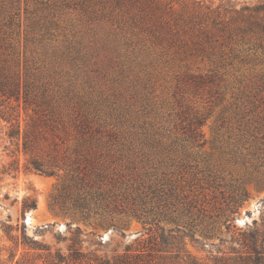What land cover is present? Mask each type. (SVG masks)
<instances>
[{"label": "rangeland", "instance_id": "rangeland-1", "mask_svg": "<svg viewBox=\"0 0 264 264\" xmlns=\"http://www.w3.org/2000/svg\"><path fill=\"white\" fill-rule=\"evenodd\" d=\"M206 1L239 8L264 0ZM143 29L112 0H0V72L9 65L20 69L23 84L38 94L35 101L49 89L53 101L87 108L113 138L117 159L109 161L125 174L119 187L128 196L120 211L90 221L73 217L80 212L70 199L74 189L63 187L64 172L29 167V156L8 137L9 123L0 117V264H46V250L21 244L23 231L29 243L66 253L77 227L84 250L113 255L146 242L156 243L159 264H182L186 249L203 258L206 252L186 236L191 220L183 194L202 198L208 192L222 201L240 199L245 189L231 224L243 227L259 217L264 115L259 121L254 115L264 114V104L253 108L239 93V78L264 70V51L235 60L221 88L210 90L178 79L181 71L204 72L206 62L191 59L185 66L173 59L180 48L155 45ZM20 102L24 126V97ZM228 226L221 225L224 235Z\"/></svg>", "mask_w": 264, "mask_h": 264}, {"label": "trees", "instance_id": "trees-1", "mask_svg": "<svg viewBox=\"0 0 264 264\" xmlns=\"http://www.w3.org/2000/svg\"><path fill=\"white\" fill-rule=\"evenodd\" d=\"M112 2L153 35L155 45L164 43L170 52L171 48H180L181 53L173 59L177 56L185 66H189L191 59L207 63L204 72L181 71L178 79L184 84L217 90L225 81V70L234 67L235 60H244L243 57L259 49L264 51V1L239 8L230 1L218 5L206 0ZM4 57V64H10ZM11 70L9 65L0 72V117L9 123L8 137L17 139L19 150L22 148L29 156V167L50 175L64 172L63 187L74 189L69 195L80 212L73 217L79 220L90 221L95 215L102 217L104 212L120 211L128 203V196L127 188L124 191L119 185L127 178L109 161L117 157L110 145L113 138L102 133L100 124L87 108L53 101L54 95L49 89L41 94V101H35L34 96L38 94H32L28 83L23 84L21 70ZM239 82V93L250 100L253 108L264 104V70L247 79L239 78ZM237 114L245 115L239 111ZM262 115L258 111L255 120L259 121ZM243 192L240 199L222 201L208 197V192L202 198L183 194L181 202L191 220L187 222L186 236L196 243L197 250L206 254L201 258L190 250H183L182 264H264V204L259 217L252 222H246L243 227L231 224L235 219L232 214L243 204V196H247L245 189ZM27 208L25 205L24 210ZM223 224H229L226 235L221 231ZM77 232L66 253L60 249L52 251L50 246L37 241L35 245L29 243L24 231L21 244L46 250V264H159L156 243L150 246L143 242L137 247L128 244L122 252L105 255L97 250H84L79 227ZM216 238L219 242H215Z\"/></svg>", "mask_w": 264, "mask_h": 264}]
</instances>
